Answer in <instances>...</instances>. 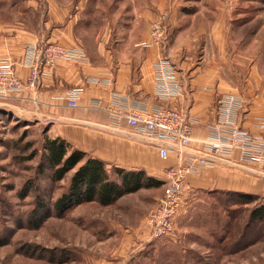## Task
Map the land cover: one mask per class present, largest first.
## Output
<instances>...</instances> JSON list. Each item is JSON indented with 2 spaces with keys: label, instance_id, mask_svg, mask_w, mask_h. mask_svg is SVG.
Returning <instances> with one entry per match:
<instances>
[{
  "label": "rangeland",
  "instance_id": "rangeland-1",
  "mask_svg": "<svg viewBox=\"0 0 264 264\" xmlns=\"http://www.w3.org/2000/svg\"><path fill=\"white\" fill-rule=\"evenodd\" d=\"M48 3L0 0V35L21 43L37 37L39 43L47 31ZM55 4L80 13L76 34L91 52L99 45L104 51H123L126 43L133 54L142 55L141 46L133 44L147 42V37L150 42L153 25L159 24L160 56L168 57L181 77L212 68L216 82L221 79L227 88L243 92L247 102L257 96V108L264 110V0ZM2 108L0 264H264V222L244 227L249 210L264 202V190L256 194L188 186L174 231L160 239L144 235L148 229L141 222L162 197V186L140 189L109 206L82 202L56 211L53 203L66 191L73 171L51 182L42 150L45 129ZM242 194L255 198L244 203ZM121 228L138 229L143 238L126 246Z\"/></svg>",
  "mask_w": 264,
  "mask_h": 264
},
{
  "label": "crops",
  "instance_id": "crops-1",
  "mask_svg": "<svg viewBox=\"0 0 264 264\" xmlns=\"http://www.w3.org/2000/svg\"><path fill=\"white\" fill-rule=\"evenodd\" d=\"M48 7L49 20L44 25L47 31L40 36L39 43H56L80 51L82 56L57 62L45 70L36 89H24L0 103L2 109L16 117L42 125L48 137L61 138L72 148L102 160L109 170H142L147 176L162 182L163 187L165 172L175 165V156L170 154L167 160L159 159L156 148L144 136L134 133L123 122L112 123L108 109L149 108L159 104L173 106L192 115L195 121L193 135L202 139L215 122L219 97L234 94L243 101L237 117L239 124L251 133H258L254 123L259 117H264V110L257 108L258 97H252L250 102L253 104L250 105L246 94L227 88L221 79L216 82L217 75L212 68L203 72L194 70L183 77L176 70L181 94L171 100H159L154 84V63L160 57L158 45L144 47L142 43L133 44L141 46L142 55L133 54L126 43H122L123 51H104L99 45L98 51L91 52L76 34L80 13L70 14L68 9L58 7L55 0H49ZM28 40L24 44L18 38L13 40V37L9 39L0 35V59L9 58L16 76L22 81L27 75L23 64L24 49L37 43V37ZM146 40L144 43L148 44V37ZM108 80L110 85L106 83ZM74 87L82 90L76 109L67 108L64 101L52 99ZM112 93L118 94V102L113 101ZM236 157L234 152L232 162L215 164L196 175L187 176L188 186L237 193L257 194L263 191L264 178L260 176H263L264 167L240 165L235 162ZM143 221L145 223V218L141 224ZM121 230L126 246L143 238L138 229L131 232L124 228Z\"/></svg>",
  "mask_w": 264,
  "mask_h": 264
},
{
  "label": "built area",
  "instance_id": "built-area-1",
  "mask_svg": "<svg viewBox=\"0 0 264 264\" xmlns=\"http://www.w3.org/2000/svg\"><path fill=\"white\" fill-rule=\"evenodd\" d=\"M161 41L160 26L154 24L151 41L141 45H158ZM73 56L82 54L56 43L27 45L23 55V64L27 68L24 81L16 76L10 59L1 58L0 98L12 97L27 88L36 89L45 70ZM106 83L110 85L111 81ZM154 84L159 100L174 99L182 92L175 68L167 57L160 56L154 63ZM81 92V88L74 87L52 99L64 101L67 108L76 109ZM112 99L118 102V94L112 93ZM242 106L243 101L239 96L221 95L217 102L215 122L209 126V132L202 139L193 135L195 121L192 115L173 106L159 104L149 108L139 106L107 110L112 123L123 122L134 133L144 136L156 148L159 159L167 160L170 154L175 156V165L165 172L163 195L145 218L151 239H160L174 231V219L188 187L187 176L196 175L215 164L232 162L234 152L237 153L236 163L264 167V117H259L254 123L258 133H251L238 122Z\"/></svg>",
  "mask_w": 264,
  "mask_h": 264
},
{
  "label": "trees",
  "instance_id": "trees-1",
  "mask_svg": "<svg viewBox=\"0 0 264 264\" xmlns=\"http://www.w3.org/2000/svg\"><path fill=\"white\" fill-rule=\"evenodd\" d=\"M43 158L50 171L51 182L63 180L73 171L68 180L66 191L53 203L56 211L82 202H96L109 206L121 197L140 189L158 188L162 182L147 176L142 170H130L106 167V164L85 152L72 148L65 140L45 136L42 142ZM42 166L37 169L40 173ZM240 201L252 202L255 197L240 195ZM264 222V202L252 207L245 218L244 227Z\"/></svg>",
  "mask_w": 264,
  "mask_h": 264
}]
</instances>
